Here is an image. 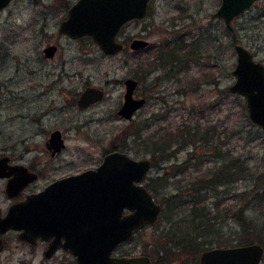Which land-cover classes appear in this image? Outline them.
Instances as JSON below:
<instances>
[{
    "label": "rangeland",
    "instance_id": "374dc122",
    "mask_svg": "<svg viewBox=\"0 0 264 264\" xmlns=\"http://www.w3.org/2000/svg\"><path fill=\"white\" fill-rule=\"evenodd\" d=\"M75 1L12 0L0 13V155L7 153L26 164L45 157V142L57 121L55 116L42 114L38 116L41 121H35L33 116L42 103L40 90H82L93 84L113 90L112 97L118 99L126 90L124 80L137 78L136 62L142 66L154 59L149 73L139 71L142 77L138 90L150 94V100L135 119L91 123L100 133L99 139L93 136L89 140L85 133L77 134L73 129L67 134L61 160L74 162L69 173L94 167L105 150L116 143L115 135L124 151L135 158H152V151L141 143L142 137L157 135L156 131L176 132L200 126L195 141L185 140L179 145L174 140L168 145V156L156 157L145 184L163 171L168 175L155 197L163 206L159 221L142 228L130 241L119 245L116 252L146 254L154 264H200L202 250L195 254L193 249L181 246L187 244L188 232L195 229L193 214L198 216L201 212L207 226L197 232L202 234L199 240H204L205 246L239 245L249 238L236 232L235 222L240 215L257 219L259 228L253 235L250 233L251 240L264 245V129L249 118L245 98L228 89L235 81V43L245 45L264 63V0H258L239 15L229 28L214 17L221 0H152L147 17L131 21L120 31L119 38L126 48L113 55L104 53L91 36L74 39L58 32L60 22ZM137 36L149 39L152 47L135 59L129 43ZM192 42L196 44V53L180 65L173 61L166 66L156 60L158 54L169 51L184 57L182 54ZM49 43L59 46L54 59L43 55V48ZM180 43L182 46L177 45ZM168 70L172 71L166 76ZM93 110L100 116L108 113L106 104ZM55 111L67 114L66 110ZM137 125L141 126L142 137L134 141L131 133ZM208 127L215 130L212 142L196 141ZM224 161L232 166L226 172L238 171L239 178L218 184L224 174L219 171L213 186L205 184L210 187L195 191L199 177L214 182L211 170H220ZM56 165L53 161L50 176L39 183L68 173L59 166V170H54ZM4 187L0 180L3 211L9 203ZM16 234L5 236L0 264H75L72 255L64 251L46 259L44 245L22 243Z\"/></svg>",
    "mask_w": 264,
    "mask_h": 264
},
{
    "label": "water",
    "instance_id": "95a60500",
    "mask_svg": "<svg viewBox=\"0 0 264 264\" xmlns=\"http://www.w3.org/2000/svg\"><path fill=\"white\" fill-rule=\"evenodd\" d=\"M12 0H0V13ZM258 0H221L214 17L223 20L226 27L249 10ZM150 0H77L59 27V33L72 38L91 36L102 50L110 55L124 50L119 40L124 25L148 14ZM149 40L133 38L132 50L145 48ZM237 62L233 69L235 81L228 89L245 98L249 118L264 129V63L240 42L235 43ZM56 47L48 46L45 54L51 57ZM125 101L119 114L130 120L141 108L145 98L133 96L138 81L125 79ZM102 88L85 87L78 101L84 107L102 97ZM59 131L53 141L60 149ZM8 158H0V177L14 175L6 185L10 198L17 195L24 174L22 166H6ZM152 169L148 157L135 158L127 151L107 154L96 169L62 178L35 193L21 203H13L5 216L0 215V235L9 229L21 231L18 239L31 244L38 239L48 240L56 234L45 256L51 257L62 247L71 252L77 264H153L146 254L118 255L119 245L130 241L148 225H155L163 206L148 189L145 181ZM45 195V201H43ZM48 213H41L43 210ZM45 210V212H46ZM54 211V212H53ZM57 232L59 234H57ZM0 238V251L3 249ZM264 245L259 242L233 246H215L202 250L200 264H261Z\"/></svg>",
    "mask_w": 264,
    "mask_h": 264
},
{
    "label": "flooded vegetation",
    "instance_id": "af4514ba",
    "mask_svg": "<svg viewBox=\"0 0 264 264\" xmlns=\"http://www.w3.org/2000/svg\"><path fill=\"white\" fill-rule=\"evenodd\" d=\"M151 1L152 0H150L149 6H148V14H149V11H150ZM73 4H71L69 6V8ZM69 8H68V11H69ZM68 11H67V15H68ZM66 17L64 19H66ZM138 20H142V19H135V21H137V22H138ZM132 21H134V20H132ZM61 22H60V24H61ZM59 27H60V25H59ZM58 32H59V28H58ZM60 34H64V33H60ZM135 38L147 39V38H145L143 36H137ZM74 39H78V38H74ZM119 40H121V39L119 38ZM147 40H149V39H147ZM149 42H150L149 45L146 46L145 48L132 50L129 47L130 50L134 53V58L135 59L140 57V55L151 51L152 42L150 40H149ZM124 44H125V42H124ZM51 45L55 46L56 50H55V54L53 56L48 57L45 54V48H47L48 46H51ZM125 48H126V44H125ZM125 48H124V50H125ZM58 50H59V46L57 44L49 43L48 45H46L43 48V55L47 59H54L56 57V54H57ZM161 50H163V49H161ZM110 55H113V54H110ZM166 57H168V59ZM156 60L162 61V63L164 65H166V66L171 65L172 57L170 56V51L169 52H165L163 54H158ZM153 62H154V59L152 60V62H151V60H149L147 66H145L146 64L141 66L139 62H136V67H135L134 70H135V73H137V75H136L137 78H135V77H132V78H134V79H136L138 81V85H137V87H136V89L134 91L133 96L135 98H137V99L145 98L146 102L141 108H139L135 112L134 116L130 120H127V121L134 120L136 115H138L140 113V111L147 105L148 101L150 100V98H149L150 94L146 95V94L142 93L141 90H138L139 87H140V84H141L140 77H142V76H139V71H140V69H142L144 71V73H149V71L151 70V67L153 65ZM170 71L171 70L166 71L165 75L167 76V73L170 72ZM124 82H125V80H124ZM87 86H97V87L102 88L103 89L102 90L103 95H102V97L100 99L95 100L94 102H91V103H89L88 105H86L84 107H81V106H79L78 101H79V99L81 97V94L83 93L85 87H87ZM112 91L113 90H111V91L110 90H106L104 87H101V86H98V85H93V84L85 85L84 88H82V90H40V92H41L40 93V101L42 103L38 106V109H40L39 112H36L35 116H33V117H35V121L36 122L37 121L40 122L41 119H42V118H38V116L40 114L43 115L42 117H44V116H47V117L55 116L56 117V121H57V125L54 127L53 130L50 131L49 136L47 137V140L45 142V147H46L47 150L44 152L45 157H42L43 158L42 161H39V162L33 161V162H30V163L26 164V163L15 161L7 153H4V154L0 155V158H3V157L8 158L7 162L5 163L6 166L20 165V166L23 167L22 170H24V174L21 175V182H23V185L20 187L21 189H19L17 195H15L14 198H10L8 193L6 192L7 182L9 180L13 179L14 175L12 174V175H9V176L0 177V180H2V182L5 184L4 192H5L8 200H9L8 207H7L6 210L3 211L0 208V215L2 217L7 214L8 210H9V207L13 203H21V202L27 200L31 195H33L35 193L39 194V193L44 192L48 186H50L52 183H54V182H56V181H58V180H60L62 178L82 173L83 171L88 170V169H96L103 162L104 157L107 154H109L110 152H113V151H124V149H123L124 146H122V144H119V136L115 135L116 143L112 144L111 147L108 150H105L100 162L97 165H95L94 167L86 168V169H84V170H82L80 172L69 173L74 168V162L73 161H67L66 162V161L61 160V158H60L61 155L63 154L66 146H67V142H66L67 134L70 133L73 129L76 130L77 134H84L85 133V135L87 136V138L89 140L93 136L95 138L99 139L100 133L97 130L93 129V126L90 125L91 123L98 122V121H104V120H111V119L114 120V118L115 119H125L119 114V110L124 104L126 90H125V93L122 94L118 99L117 98L114 99L112 97V95H113ZM162 91H163V95H164L165 94V90H162ZM152 98L154 99V97H151V99ZM108 100H110V101H108ZM103 104H106V108L108 109V113L104 114L103 116H100L96 112H94L93 109L98 107V106H100V105H103ZM55 110H66L67 114L66 115H62L61 112H56ZM155 118L158 119V118H160V116H155ZM139 128L141 130V126H139V127H138V125L135 126L134 132L131 133V134L139 133L140 132ZM56 131L60 132V135L58 136V138L61 139V141H62L59 144L60 149H57V145H55V143L53 141V133L56 132ZM149 158L152 160L151 157H149ZM53 161L56 162V164H57L53 168L54 170H59V167H60L61 170H68V173L65 174V175H61V176H58V177L51 178L46 183H39L41 180H43V178H48L50 176L51 171H52L51 165H53ZM153 166L154 165H153V160H152V168H153ZM47 171L49 173L46 175L45 173ZM44 197H45V195H43V201L46 200ZM45 210L41 211V213H48L47 210H46V212H45ZM12 232H16L17 233L16 236L18 238V236H19L21 231L16 230V229H9L8 231H6L2 235H0V238L3 240V243H4L3 244V249L0 251V254L5 248V236L7 234H9V233H12ZM57 234H59V233L57 232ZM55 237H56V234H49V238L50 239H48V240L38 239L37 243H35V244H30V243H27L25 241H22V243H26V244H29L31 246L38 245V244L44 245L45 249L43 250V256L46 259H50L51 260L60 251L68 252V251H65L62 247H60L59 249H57L53 253V255L51 257L45 256V254H44L45 251L49 248L52 239H54ZM68 253H70L72 255L74 263L77 264L76 257L71 252H68ZM117 254L118 255H123V254H119V253H117ZM152 261H153V259H152ZM153 264H154V261H153Z\"/></svg>",
    "mask_w": 264,
    "mask_h": 264
},
{
    "label": "trees",
    "instance_id": "16d2710c",
    "mask_svg": "<svg viewBox=\"0 0 264 264\" xmlns=\"http://www.w3.org/2000/svg\"><path fill=\"white\" fill-rule=\"evenodd\" d=\"M177 45L182 46V43L177 44ZM174 49L178 50V47L174 46ZM195 49H196V44L194 42H192L190 49H188L187 52L182 54V55H184V57L180 56V54H176L174 51L170 52V56L172 57V62L176 61L180 65L181 62L184 61L185 59L192 58L194 56V54L196 53ZM145 64H146L145 66H147L148 62H146ZM139 131L140 132L137 134H131L132 139H134V141L141 139V137H142L141 133L142 132H141L140 128H139ZM214 132H215V130L213 128H211V130H210V128L208 127L201 134L202 137H199L196 141H202L204 143L209 144V140H210V142H212L211 136ZM154 133H157V135L153 134L152 136L150 135L147 138L142 137L143 140L141 142V143H145V145H147V147L149 148V151H152L153 165L156 164V157L157 156L162 157V158L165 157V155L168 156V153H170L168 145L171 142H174V140L179 145H182L185 142V140H188V142L189 141H195V138L200 134V126H197L194 129H191L189 127H184V128L177 129L176 132H171V130H166V131H161V132L156 131ZM160 133H163V134L160 135ZM209 137H210V139H209ZM233 161L231 163H233ZM228 167L230 169V167H232L231 164L224 161V163L220 166V168H221L220 170H217V167L215 169L211 170V172L214 171V174L212 175V179H211V181H214L213 183L205 182L204 178L199 177L197 180V184H194V185H196V187H193V188L195 189V191L198 192L201 189H206L207 187H210L207 185L212 184V186H213L216 182L215 180L218 179L216 177H218L219 171H221L224 174L221 175L220 179L218 180V184H225V182L229 183L235 179H238L239 175H240L239 172L235 171L233 173L228 174L226 172V168H228ZM222 176H225L227 179H223L225 177H222ZM228 176H229V178H228ZM167 177H168V175L166 174L165 171H163V173L161 175L149 178V182L146 185L155 197L157 194H159L158 188H160V183L162 181H164ZM205 184H207V185H205ZM176 196L177 195H175L174 197H176ZM162 200H163V202H166V198L163 197ZM203 217H204V214L202 212L198 216L193 214L192 223H193V226L196 225L194 227L195 229H193L192 232H188V236H187V240H186L187 244L185 246H183L184 245L183 244L181 246V248L183 247V249H184L185 247H188L190 249H193L195 254H197L201 250H205L207 248L212 247V246H205L206 242L204 240H199V237H201L202 234L200 232H197V229H199L202 226L203 227L207 226V224H205L202 221ZM209 220H212V218L211 219L209 218ZM213 222H214V219H213ZM218 223L219 222H216V224H218ZM235 227L237 229L236 230L237 233H238V231H240V232H242V234L247 235V237H249V238H245L244 240H242V243H241V244H247V243L253 242L251 240V239H253V236H250V233L252 235H253V233H255V230L259 228V223H258L257 219H254L253 216L246 217V216L240 215L236 219ZM193 231H195V232H193ZM255 242H257V241H255ZM259 243H261V242H259Z\"/></svg>",
    "mask_w": 264,
    "mask_h": 264
},
{
    "label": "bare ground",
    "instance_id": "6f19581e",
    "mask_svg": "<svg viewBox=\"0 0 264 264\" xmlns=\"http://www.w3.org/2000/svg\"><path fill=\"white\" fill-rule=\"evenodd\" d=\"M19 240V239H18ZM20 241V240H19ZM20 242H22V241H20ZM28 243V242H27ZM31 244V243H30ZM69 252V251H68Z\"/></svg>",
    "mask_w": 264,
    "mask_h": 264
}]
</instances>
